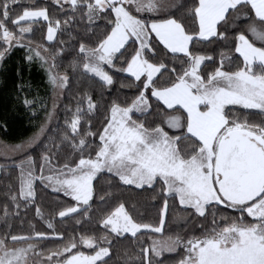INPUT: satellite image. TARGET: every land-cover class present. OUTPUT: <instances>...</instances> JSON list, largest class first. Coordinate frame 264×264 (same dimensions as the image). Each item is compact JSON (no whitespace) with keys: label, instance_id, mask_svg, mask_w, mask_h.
<instances>
[{"label":"snow or ice","instance_id":"snow-or-ice-1","mask_svg":"<svg viewBox=\"0 0 264 264\" xmlns=\"http://www.w3.org/2000/svg\"><path fill=\"white\" fill-rule=\"evenodd\" d=\"M17 3L0 0V64L13 49H25V59L44 69L53 96L50 108L41 103L45 117L31 136L2 144L6 162L0 163V172L11 179L3 185L6 199L0 204V264H108L114 238L120 237L138 245L135 256L126 254V264H264V0H193L183 20L174 14L183 7L177 0H55L65 11L63 21L35 0L21 11L13 8ZM241 17L248 20L244 30L236 24ZM100 19L105 28L92 40ZM44 24L43 42L30 39L35 26ZM69 25L80 36L72 37L78 43L68 65L73 72L82 68L105 89L114 85V71L139 82L130 102L113 98L104 106L96 131L91 117L101 105L87 92L74 108L65 107L63 125L54 131L50 127L59 95L71 83L58 63L75 49L60 39ZM230 30L235 32L233 51L221 50L217 63L201 46L226 42L227 48ZM160 45L179 71L157 59ZM209 63L216 65L210 71ZM159 79L164 83L158 84ZM152 100L156 118H136L151 114ZM23 103L36 114V98L25 97ZM251 110H258L259 122L250 119ZM38 147L42 151L33 155ZM105 174L108 191L97 197L94 181ZM37 181L73 203L46 214L36 203ZM157 184L162 196L157 222L138 219L135 206L130 209L119 200L97 220L103 229L99 235L65 236L56 228V217L78 216L80 226L90 222L94 197L107 205L115 197L113 188ZM170 201H178L190 215L177 217L184 221L183 231L165 235ZM220 206L238 214L218 216ZM31 207L47 229L37 230L29 220V231L14 234V222L23 227ZM190 217L211 220L197 232L187 227ZM57 237L63 242L45 250L41 242Z\"/></svg>","mask_w":264,"mask_h":264},{"label":"trees","instance_id":"trees-1","mask_svg":"<svg viewBox=\"0 0 264 264\" xmlns=\"http://www.w3.org/2000/svg\"><path fill=\"white\" fill-rule=\"evenodd\" d=\"M32 0H25L23 2H19L16 5H13V8L17 11H21L24 6H29ZM36 4L39 6H47L49 9V14L53 18H59L61 21L65 19V11L61 10L59 5H56L55 2L51 0H35ZM178 3H182L183 7L174 11V14L179 19H185L184 13L187 8L191 7L193 4V0H178ZM241 12L244 9L240 10ZM70 15V12L68 13ZM233 16L236 13L232 14ZM190 23V20L187 21ZM248 20L244 17H241L240 20L236 21L238 30H244ZM95 24L98 26L96 28V35L91 39H98L103 30L105 28V21L103 19L95 21ZM36 30L34 34H32L29 38L36 42H43L44 36L46 35V24L43 26L36 25ZM221 31L224 29L221 28ZM83 32V28L80 29ZM72 33V36L69 35ZM250 39H253L250 33H247ZM235 32L230 30L228 32L229 37V46L227 48L224 47L226 42H215L212 45L204 44L201 46L202 50L205 53H211L216 57L217 63L219 61V52L224 50L226 52L233 51L234 45L230 42L233 40ZM72 37H75L76 40L80 39V36L76 33L75 27L73 25H69L68 30L61 34L60 39H64L69 42V44H74L75 49L71 51L70 55H65L62 61H58L61 64L60 71L64 72L68 71L70 76V86L63 91L62 94L59 95L58 100V109L56 116L51 123V129L54 131L57 129L58 125H63L64 117H65V107L71 106L75 107L77 98L84 94L85 92L90 93L93 98L100 102L101 108L100 112L91 117V127L93 131H96L101 128V124L103 121V112L104 106L109 103L113 98H116L119 102L124 103L129 101L137 94V84L139 82L135 81V78L131 77L126 73H118L113 72L114 75V85L105 89L104 86L99 82L98 78H91L90 74L84 73L81 69L76 70L75 72L68 66L69 61L75 57L76 50H78V43H75ZM86 43H90L91 41H84ZM258 46H260V42L257 41ZM53 47L52 45H49ZM163 46H158V57L157 59H164V62L168 64V67H177L179 71V64H171L169 61L173 59V57L168 54L165 55V51L162 50ZM25 49L15 48L9 54V56L5 59V61L0 64V140L5 142L6 144H15L19 143L22 140H25L27 137L31 136L33 131L35 130V125L39 124L43 121L45 117V112L41 110V103L46 102L48 107L50 108L52 105V96L53 90L50 88L47 77L44 69L38 62H32L31 64L25 59ZM131 51V48H129ZM238 56V54H235ZM82 61V57H77ZM121 65H117L120 67ZM126 66V65H123ZM216 65L209 63L207 65L208 70H212ZM159 76V74H157ZM170 73L166 72L164 74L165 77L169 76ZM158 84H163L164 80H157ZM22 86V87H21ZM103 93V95H101ZM28 99L36 98L38 103L35 104L34 108L36 110V114L33 115V109L28 108L23 103L24 98ZM150 99H152L150 97ZM153 109L151 114L148 117L138 116L136 118L145 119L147 118L149 121L156 118V102L152 100ZM160 110H165L166 106L162 104L159 106ZM258 110H251L250 119L259 122L262 117L260 115H256ZM6 125L5 127H2ZM87 127V125H85ZM61 131L64 129L61 128ZM167 130V128H166ZM172 134H178L175 130H171ZM42 151V148H34L32 150L33 155H37ZM64 155L60 157V162L63 163L64 156L67 155L68 149L65 147L61 150ZM5 160H0V163H5ZM110 177L108 174H105L102 178L94 181V185L97 188V197L99 195H103L105 191H108V187L106 181ZM7 179H11L10 177H5L3 172H0V204H3L6 197L4 195L6 189L3 186ZM115 183V181H113ZM37 197L36 203H38L41 208L44 210L46 214H55L64 206L73 203L70 198L64 197L62 193H55L50 188H45L43 185L37 181ZM112 191L115 193L114 199L109 201L107 205H102L97 202V197H94V200L91 204L92 211V219L90 222L85 221L83 226L76 225L75 220L78 219V216H73L70 218H66L65 220H60L59 217H56L55 223L57 230L64 232L65 236H70L74 233L79 234L80 232L87 231L89 234L95 231L97 235L103 231L102 227L97 225V220L99 217L107 210H110L112 206L119 200H123L126 203V206L132 209L135 206L134 215L139 213L137 216L138 219L143 218L145 222H157V214L159 208L162 206V196L160 194V185L157 184L154 188H150L149 186H144L143 189L137 188L136 186H120L117 188H113ZM62 201V202H58ZM170 212L167 216V225L165 228V235L167 234H175L177 231H183L185 224L183 220H178V216H189L190 213L188 211H182V206H178V201L175 205L170 201ZM235 216L236 213L234 210L228 209L224 206H220L219 213L220 214ZM21 215H24L23 209ZM31 221L35 224L37 230L45 231L47 229L46 224L39 220L35 216V208L31 207L27 210V217L23 224V227L20 226L19 221H15V227L13 228L14 234H19L22 232L29 231V223ZM211 217H209L208 221L200 220L195 217H190L187 227L189 229L196 227L197 232L199 231L198 226L200 224H209ZM2 231V229H0ZM130 234H126L129 236ZM63 240L59 237L55 239H50L48 241L41 242L45 250L54 248L57 244L62 243ZM138 245H134L133 241L130 239H126L124 237L114 238V242L112 244L110 259H108V264H126V254L127 256H135L137 254ZM167 256L176 259L173 254H166Z\"/></svg>","mask_w":264,"mask_h":264},{"label":"rangeland","instance_id":"rangeland-1","mask_svg":"<svg viewBox=\"0 0 264 264\" xmlns=\"http://www.w3.org/2000/svg\"><path fill=\"white\" fill-rule=\"evenodd\" d=\"M23 1H25V0H19V2H23ZM51 1L55 2V0H51ZM177 1H178V0H177ZM62 2H63V0H62ZM126 74H128V73H126ZM128 75H130V74H128ZM2 144H6V143L0 140V152L3 151ZM0 160H5L4 157H3L2 155H0ZM146 186H147V185H146Z\"/></svg>","mask_w":264,"mask_h":264}]
</instances>
